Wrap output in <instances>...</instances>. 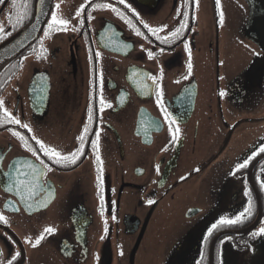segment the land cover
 I'll list each match as a JSON object with an SVG mask.
<instances>
[{
	"label": "flooded vegetation",
	"instance_id": "1",
	"mask_svg": "<svg viewBox=\"0 0 264 264\" xmlns=\"http://www.w3.org/2000/svg\"><path fill=\"white\" fill-rule=\"evenodd\" d=\"M36 1L0 3V43ZM251 13L250 0H54L0 75V264H264V8L256 39ZM166 217L170 248L138 263Z\"/></svg>",
	"mask_w": 264,
	"mask_h": 264
},
{
	"label": "water",
	"instance_id": "2",
	"mask_svg": "<svg viewBox=\"0 0 264 264\" xmlns=\"http://www.w3.org/2000/svg\"><path fill=\"white\" fill-rule=\"evenodd\" d=\"M53 2L54 0H37L32 21L0 43V70L20 56L38 38L50 14ZM250 3L252 13L247 27L250 31H247V33L256 39L257 36L256 33L254 34V29L257 32L260 31L258 25H260L262 19L264 3L260 0H250ZM251 31L253 32L251 33Z\"/></svg>",
	"mask_w": 264,
	"mask_h": 264
},
{
	"label": "snow or ice",
	"instance_id": "3",
	"mask_svg": "<svg viewBox=\"0 0 264 264\" xmlns=\"http://www.w3.org/2000/svg\"><path fill=\"white\" fill-rule=\"evenodd\" d=\"M2 2H3V0H0V3H2ZM120 3H124V0H120ZM57 7H59V6H57ZM113 10H115V9H113ZM77 14L79 15V11H78ZM52 22H53L54 24H55V23H60V24H64V25H66V24L68 23V21H66V20H60V21H57V17H56V14H55V13L52 15ZM144 26H145L146 28L148 27V25H144ZM49 27H51V25H49ZM0 30H2V29H0ZM159 30H160V29H149V31H152V32H154V33H155L156 31H159ZM179 33H180V29H177V30H175V31L172 33V35H173V37L175 38V37H178ZM137 34L139 35L140 33L138 32ZM163 42H164V43H167L168 41H167V40H164ZM185 47L187 48V45H185ZM161 51H163V50H161ZM96 55L99 56V53H97ZM148 55H149V57H151V56H152V53L149 52ZM189 68H191V65H189ZM152 79L155 80L156 78H155V77H152ZM158 95H159V94H158ZM2 104H3V101H0V106H2ZM5 112H6V110H5ZM6 114H7L9 117L11 116L10 113H6ZM12 122L17 123V124L20 123L19 120H14V121H12ZM24 127L27 128L28 126H27V125H24ZM85 131H87V129H85ZM178 131H179V130L177 129V132H178ZM14 135H18V134H17V133H14ZM98 135H99V134L97 133V136H98ZM32 139L36 140L35 137H32ZM80 139H81V141H83V137H80ZM36 143L40 145V149L44 150V154H45V155H49V154L51 153V155H54V156H57V157H60V156H61V154H60L59 152H56L55 150L47 149V148L45 147V145H44L41 141L36 140ZM93 147L96 148V142H95V141H93ZM29 151H32V152H33V155H35V150H33V149H29ZM261 151L264 152V148H262ZM81 154H82V149H78L77 152H73V153H71L69 156H67V157H61V158H62V159H70L71 162L74 164V163H76V158H77V156H78V155H81ZM96 158H97V162L99 163V162H100V157H99V155H97ZM56 162L59 163V161H56ZM248 163H249V161H248V160H245L244 162L237 164V165H236V169H237V171H238L239 169H242V168L247 167V166H248ZM149 203L151 204V203H153V201L150 200ZM245 213H248V214L251 213V203H249V208L245 209ZM243 215H244V213H242V214L239 215V216H236L235 219L221 220V224H228V225L237 224V223H239V222L241 221ZM0 221H3V222L6 223V221H5V219H4V217H3L2 215H0ZM53 231H54L53 228H47V229H45V232H46V233H49V234L52 233ZM257 234H259V235H264V228L259 229V233H254V235H257ZM43 239H44V234H41V235L37 238V240H36V245H39V243H40L41 240H43ZM29 242H30V241H29ZM34 246H35V245H34ZM19 255H20V253L17 252L14 256L11 257V259H10L9 261H7V264H13V261H15V260L17 259V257H19Z\"/></svg>",
	"mask_w": 264,
	"mask_h": 264
},
{
	"label": "rangeland",
	"instance_id": "4",
	"mask_svg": "<svg viewBox=\"0 0 264 264\" xmlns=\"http://www.w3.org/2000/svg\"><path fill=\"white\" fill-rule=\"evenodd\" d=\"M236 14L238 15V12H236ZM236 21H238V18L236 19ZM160 210H162L161 212H165V214L170 212L168 205L160 207ZM168 220L171 222L169 217H166V222L163 219L162 221L156 220L152 222L150 234L146 239H144L140 248L137 251L138 263L141 259L144 260L145 256H148L152 250L155 251V255L158 256L163 250L170 248L171 244L175 239V236L171 234L173 224L168 222ZM148 259L150 260V258Z\"/></svg>",
	"mask_w": 264,
	"mask_h": 264
},
{
	"label": "trees",
	"instance_id": "5",
	"mask_svg": "<svg viewBox=\"0 0 264 264\" xmlns=\"http://www.w3.org/2000/svg\"><path fill=\"white\" fill-rule=\"evenodd\" d=\"M4 71H5V68H3L1 71H0V75H3L4 74ZM3 84V83H2ZM1 85V84H0ZM2 86V85H1ZM0 90H1V87H0Z\"/></svg>",
	"mask_w": 264,
	"mask_h": 264
}]
</instances>
